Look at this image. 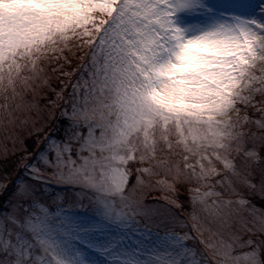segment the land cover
<instances>
[{
  "label": "snow or ice",
  "instance_id": "6c2138e0",
  "mask_svg": "<svg viewBox=\"0 0 264 264\" xmlns=\"http://www.w3.org/2000/svg\"><path fill=\"white\" fill-rule=\"evenodd\" d=\"M0 264H264V0H0Z\"/></svg>",
  "mask_w": 264,
  "mask_h": 264
}]
</instances>
